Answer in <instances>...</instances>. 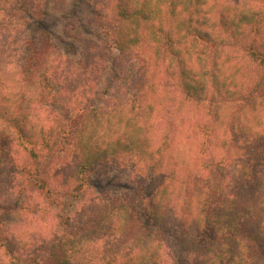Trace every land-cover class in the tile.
Returning <instances> with one entry per match:
<instances>
[{"label": "clouds", "instance_id": "9594fccd", "mask_svg": "<svg viewBox=\"0 0 264 264\" xmlns=\"http://www.w3.org/2000/svg\"><path fill=\"white\" fill-rule=\"evenodd\" d=\"M0 264H264V0H0Z\"/></svg>", "mask_w": 264, "mask_h": 264}, {"label": "trees", "instance_id": "16d2710c", "mask_svg": "<svg viewBox=\"0 0 264 264\" xmlns=\"http://www.w3.org/2000/svg\"><path fill=\"white\" fill-rule=\"evenodd\" d=\"M257 163H259V160H257Z\"/></svg>", "mask_w": 264, "mask_h": 264}]
</instances>
